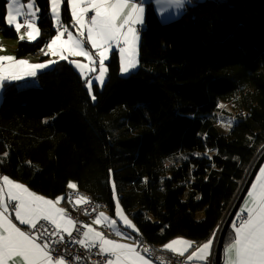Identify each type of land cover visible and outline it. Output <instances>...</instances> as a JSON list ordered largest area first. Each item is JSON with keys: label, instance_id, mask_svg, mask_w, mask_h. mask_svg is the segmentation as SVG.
<instances>
[{"label": "trees", "instance_id": "obj_1", "mask_svg": "<svg viewBox=\"0 0 264 264\" xmlns=\"http://www.w3.org/2000/svg\"><path fill=\"white\" fill-rule=\"evenodd\" d=\"M189 1L166 24L146 5L138 70L122 78L112 55L95 101L66 60L36 86L6 83L0 173L46 198L65 196L63 205L73 182L111 216L114 183L138 229L132 236L156 251L176 238L211 239L264 147V0ZM6 2L0 35L17 40V58L40 52L56 34L49 0H35L42 35L34 42L8 27ZM61 21L72 22L66 0Z\"/></svg>", "mask_w": 264, "mask_h": 264}, {"label": "snow or ice", "instance_id": "obj_2", "mask_svg": "<svg viewBox=\"0 0 264 264\" xmlns=\"http://www.w3.org/2000/svg\"><path fill=\"white\" fill-rule=\"evenodd\" d=\"M49 2L57 33L46 43L48 51L45 55L58 57L60 61L67 60L68 63L74 65L84 78L88 95L93 101L96 100L94 82L100 86L104 85L107 74L105 61L109 59L110 54L115 55L117 48L120 72L128 74L132 69L137 68L139 34L144 25L145 14L142 2H137V0H66L67 6L71 9L72 20L75 25L79 26L78 35L68 31L62 24V0H49ZM167 2L176 8H182L185 0H167ZM25 8L28 9L27 12L24 11ZM39 11L35 0H29L27 5L21 0H7L4 19L8 26L15 27L18 34L21 28L27 29L23 35L19 36L20 40H24L26 36L29 41H35L42 35L35 23L38 19L36 13ZM90 13V17L86 19ZM21 17H24L23 23L19 22ZM87 45H91V48L96 50L95 55L99 57L98 69L95 67V58ZM71 56L83 57L87 63L69 60ZM56 63H58L56 59H49L43 63H31L11 55H2L0 56V89H3L6 83L34 79L41 70L48 69ZM97 71L98 75L93 78L90 74ZM67 187L74 190L77 185L69 182ZM112 192L119 221L126 228L138 231L128 216L124 214L114 183ZM62 199L64 198L47 199L8 176L0 177V264H66L63 255H53L57 250L50 247L47 242L53 236L59 239L52 243L63 242L64 236L61 233H66L71 237L75 229L76 221L67 216L65 208L57 207ZM76 202L78 204L87 203L88 198L77 196ZM9 207L14 208L15 220L32 231L18 227L6 215ZM237 215L240 217L238 222L232 224L234 237L224 249L225 264H264V167H260L259 174L256 175L255 182L251 184L247 199L244 200ZM102 222H108L109 227H115L118 223L104 212H100L94 223L99 225ZM47 225H52L53 228L49 230ZM84 228L81 238L75 240V243L89 250L98 246L100 254H107L109 257L105 264H152L137 250L136 245L108 239L102 232L96 231L90 225H84ZM37 229L39 232H36ZM116 234L122 235L119 230ZM41 240L46 242L40 243ZM192 244L191 241L174 239L165 244L164 249L182 257L192 247ZM212 244L213 240L209 239L192 251L187 256V260H208ZM178 245L180 247H177ZM143 251L148 252L149 249L145 247Z\"/></svg>", "mask_w": 264, "mask_h": 264}, {"label": "built area", "instance_id": "obj_3", "mask_svg": "<svg viewBox=\"0 0 264 264\" xmlns=\"http://www.w3.org/2000/svg\"><path fill=\"white\" fill-rule=\"evenodd\" d=\"M77 196H84L88 198L87 203H77ZM66 204L69 216L76 221L75 229L73 230L72 236L69 237L66 233H61L64 236V241L59 243H52V241H57L59 238L53 236L47 242L50 247L56 249L53 253L55 256L63 255L66 264H105L106 260L109 258L107 254H100L99 247L89 248L82 247L80 244L75 243V240L81 238L83 231L85 230L84 225H88L94 222L96 216L100 212H108L105 209V205L98 200L94 199L90 194L82 192L78 189H69L66 194ZM11 210L14 208L10 207ZM239 216L233 219V222H238ZM44 223V222H42ZM231 224V227H232ZM49 230L53 228L52 225H47ZM96 229L102 232L105 237H115L112 230L107 225H102L101 227H96ZM28 231H32L28 229ZM39 232V229L36 230ZM36 234V233H34ZM137 249L141 253L151 257L158 264H185L187 262V257L179 256L178 254L172 252H158L151 245H146L144 242H140L139 238H135ZM40 243L46 242L45 240L39 241ZM147 247L148 252H144L143 249Z\"/></svg>", "mask_w": 264, "mask_h": 264}, {"label": "crops", "instance_id": "obj_4", "mask_svg": "<svg viewBox=\"0 0 264 264\" xmlns=\"http://www.w3.org/2000/svg\"><path fill=\"white\" fill-rule=\"evenodd\" d=\"M7 1V0H6ZM148 1H150V2H148ZM137 2H142L144 5H146V4H151L152 5V7H153V9H154V11L157 13V15H158V19L160 18L159 17V13H158V8H168L169 6H170V4L167 2V0H161V3H155V0H137ZM146 2H148V3H146ZM189 3H190V1L189 0H185V3H184V6L182 7V8H177V11H176V13L175 14H179L178 12H184L185 11V9H186V6L187 5H189ZM187 4V5H186ZM172 6H174V5H172ZM175 7V6H174ZM69 10H70V7H69ZM70 14H71V12H70ZM175 14L174 15H172V16H175ZM90 15H91V13L89 14V16L88 17H86V19H88L89 17H90ZM71 18H72V16H71ZM23 23V22H22ZM72 23H74V21L72 20ZM13 27V29L15 30V27L14 26H11V28ZM143 27H144V25H143ZM143 29V28H142ZM26 28H21V31H20V35H23L25 32H26ZM16 31V30H15ZM141 32V31H140ZM18 34V33H17ZM18 40H20L19 39V34H18ZM12 41H14V42H12ZM16 47H17V40H8V39H4L1 35H0V49H2V50H0V56H2V55H11V56H14V57H16L15 56V49H16ZM117 54V53H116ZM29 56H33V55H28V56H25V57H27V59L26 60H28L29 58ZM45 56H47V55H45V53L43 52L42 53V55H41V59H44L45 58ZM118 56V55H117ZM25 57H22V58H17V59H25ZM29 61V60H28ZM60 61V60H59ZM67 61V60H66ZM75 69V68H74ZM78 72V71H77ZM79 73V72H78ZM80 74V73H79ZM22 82H24V81H19V82H11V84H16V85H18V86H21V85H19L20 83L21 84H25V83H22ZM23 86H25V85H23ZM3 91H4V88L3 89H0V103H1V100H2V96H3ZM260 167H264V162L262 163V165L260 166ZM260 169V168H259ZM259 174V170H258V172H257V174L256 175H258ZM3 176H5V175H2V174H0V177H3ZM255 178H256V176H255ZM255 178H254V180L252 181V183L253 182H255ZM13 181H15V180H13ZM17 182V181H16ZM18 183H20V182H18ZM251 183V184H252ZM22 184V183H21ZM242 184H243V182H242ZM242 184H241V186H240V189H241V187H242ZM27 187V186H26ZM251 189V185H250V187H249V189L248 190H250ZM30 190V189H29ZM31 191V190H30ZM33 192V191H32ZM248 192V191H247ZM247 192H246V195H245V197H244V199H243V201H242V203H241V205H240V208L243 206V204H244V200L245 199H247ZM35 193V192H34ZM37 195H40V194H38V193H36ZM40 196H42V195H40ZM45 197V196H44ZM59 197H63L64 199H65V196H59ZM46 198V197H45ZM47 199H49V198H47ZM64 199H62L61 200V202L57 205V207H62V208H65L66 209V214H67V216H69V213H68V209H67V204L66 205H63V201H64ZM51 200H56V198L55 199H51ZM240 208H239V211H238V213L240 212ZM6 215H8L9 216V218L10 219H12V221L14 222V223H16L17 224V226L18 227H21L22 229H25V230H28V228H27V226H25V225H20L19 224V221H17V220H15V211L14 210H11L10 209V207H9V210H8V212L6 213ZM238 216V215H237ZM70 217V216H69ZM107 225V226H109V224L108 223H106V222H102L101 224H99V225H97V224H95L94 222H92V223H90V224H88V225H90L91 227H93L96 231H98L97 229H96V227H101L102 225ZM222 226V225H221ZM220 226V227H221ZM219 227V228H220ZM111 230H112V232L114 233V235H115V237H106V238H108V239H112V240H115V241H117V242H119V243H125V244H130V245H132V244H134V245H136V247H137V244H136V241H135V239H134V237L132 236V233L131 234H129V232H128V234H126V233H124V232H121L122 233V235H117L116 234V232L117 231H115L112 227H109ZM218 228V229H219ZM234 237V230H233V228L232 227H230V232H229V235L227 236V235H225V237H224V245H223V249H222V261H221V264H225V254H224V249H225V247H226V245L232 240V238ZM217 238H218V235H216V233H215V236H213L211 239L213 240V244H212V247H211V249H210V252H211V255H210V257H209V259L208 260H206V261H197V260H195V259H193L192 261H188L187 260V262L185 263V264H214V252H215V247H216V244H217ZM176 239H183V240H186V239H184V238H176ZM188 241V240H187ZM208 240H206V241H204V242H202V243H200V244H192V247L191 248H189L188 249V252H186L185 253V256L187 257L188 255H190L191 254V252L192 251H194L196 248H198L200 245H202L203 243H205V242H207ZM226 241V242H225ZM171 242V241H170ZM169 242V243H170ZM168 244V243H167ZM177 247H180L179 245L177 246ZM138 250V249H137ZM158 252H162V253H164V252H171V251H169V250H166V249H164V246L162 247V248H160L159 250H158ZM142 255H144L147 259H149L151 262H152V264H158V263H156L151 257H149V256H147V255H145V254H143V253H141Z\"/></svg>", "mask_w": 264, "mask_h": 264}, {"label": "rangeland", "instance_id": "obj_5", "mask_svg": "<svg viewBox=\"0 0 264 264\" xmlns=\"http://www.w3.org/2000/svg\"><path fill=\"white\" fill-rule=\"evenodd\" d=\"M21 2L22 3H24L25 5H27V3L29 2V0H21ZM148 2H150V1H148ZM148 2H146V3H148ZM50 3V2H49ZM155 3H161V0H155ZM147 5V4H146ZM146 5H144V8H145V11H146ZM187 5V4H186ZM61 7H62V3H61ZM24 11L25 12H27L28 11V9L27 8H25L24 9ZM158 13H159V20H160V22L161 23H163V24H166V23H171L172 21H174L175 19H178L179 17H180V15L183 13H181V12H178L179 14H175L176 13V11H177V8L176 7H174V6H172V5H170L168 8H158ZM70 12H71V9H70ZM156 13V12H155ZM175 14V16H172V15H174ZM36 15H37V17H38V19L35 21V23L37 24L38 23V20H39V12L38 13H36ZM156 15H157V13H156ZM50 17H51V20H52V23H53V26H54V29L56 30V33H57V28H56V25H55V22L53 21V19H52V16H51V5H50ZM157 17H158V15H157ZM23 20H24V17H21L20 18V20H19V22L20 23H22L23 22ZM144 21H145V14H144ZM63 26L65 27V28H67L68 29V31H70V32H72L74 35H78V29H79V26L78 25H75L74 23H72L71 22V25H69V26H66V25H64L63 24ZM8 27H11V26H8ZM13 28V27H12ZM85 32H86V30H85ZM56 35V34H55ZM54 35V36H55ZM140 35V34H139ZM19 36H20V33H19ZM39 38V37H38ZM37 38V39H38ZM65 39L67 38L66 37V35H65V37H64ZM36 39V40H37ZM25 41H27V42H34V41H29L28 39H27V37L25 36V39H24ZM35 40V41H36ZM51 40V39H50ZM49 40V41H50ZM12 42H14V41H12ZM87 47H88V49L91 51V53H92V55L94 56V58H95V61H96V64H95V67L98 69V67H99V57L98 56H96L95 55V49H92L91 48V45H87ZM139 47H140V40H139V43H138V55H137V59H138V66H137V68H135V69H132L131 71H130V73H128V74H122L121 72H120V58H119V51H118V48L116 49V52L115 53H117V55H118V62H119V74H120V76L122 77V78H126V77H128L130 74H132V73H135L137 70H138V68H139ZM48 51V49L46 48V45H45V47H43V51H40V52H38V53H36V54H38V55H33V56H29L28 58V60L31 62V63H43V62H46L47 60H49V59H56V60H58L59 61V58L58 57H52L51 55H47V56H45V58L44 59H41V55H42V53L44 52V53H46ZM112 56V54H110V56H109V59L107 60V61H105V66H106V68H107V63L109 62V60H110V57ZM27 59V57H25V60ZM69 60H75V61H78V62H81V63H87V61L83 58V57H78V56H71V57H69ZM55 65V64H54ZM54 65H52L50 68H48V69H44V70H41L38 74H40V73H43V72H46V71H49V70H51L52 68H53V66ZM72 65V64H71ZM73 67H74V65H72ZM75 68V67H74ZM75 70L76 71H78L79 72V70L78 69H76L75 68ZM80 73V72H79ZM93 78L95 77V75H98V71L97 72H94V73H91L90 74ZM106 78H107V74H106ZM84 79V78H83ZM85 81V80H84ZM105 82H106V80H105ZM22 83H25V84H19V85H21V86H23V85H26V86H36L37 85V82H36V78H29V79H27L26 81H24V82H22ZM105 84V83H104ZM94 85H97L100 89L104 86H100L98 83H96V82H94ZM86 89H87V87H86ZM91 98V97H90ZM93 101V100H92ZM222 109L223 110H221L222 112L223 111H225L226 113H222L221 115H220V123H221V126H222V129L224 130V131H228L229 130V128H228V126H229V124H230V122H231V113H232V111H231V109L228 107V105H223V107H222ZM1 174V173H0ZM16 182V181H15ZM114 202H115V204H116V201L114 200ZM121 208H122V206H121ZM123 209V208H122ZM123 211H124V214L125 215H127L128 216V218L132 221V223L134 224V222H133V220H132V218H131V216L128 214V213H126L125 212V210L123 209ZM107 216H109L111 219H115V220H117L118 221V223L115 225V227H112L115 231H117V230H119V231H121V232H124V233H126V234H128V232H129V234H130V232L131 233H137V231H133L132 229H129V228H126L125 226H124V224L122 223V222H120L119 221V217L116 215V212H115V209H114V216H111L110 214H109V212H104ZM149 218H151L150 216H148ZM106 223H108V222H106ZM135 225V224H134ZM136 226V225H135ZM137 229V228H136ZM117 233V232H116Z\"/></svg>", "mask_w": 264, "mask_h": 264}, {"label": "water", "instance_id": "obj_6", "mask_svg": "<svg viewBox=\"0 0 264 264\" xmlns=\"http://www.w3.org/2000/svg\"><path fill=\"white\" fill-rule=\"evenodd\" d=\"M263 162H264V147L259 151L254 162L249 167L246 178L243 181L242 187L239 190L238 195L236 196L234 202L231 204L230 208L228 209L225 219L222 223V226L216 232L218 238L214 252V264H221L224 237L227 231L230 229L232 221L236 217L239 211L240 205L246 195V192L248 191L252 181L254 180Z\"/></svg>", "mask_w": 264, "mask_h": 264}, {"label": "bare ground", "instance_id": "obj_7", "mask_svg": "<svg viewBox=\"0 0 264 264\" xmlns=\"http://www.w3.org/2000/svg\"><path fill=\"white\" fill-rule=\"evenodd\" d=\"M39 54V53H38ZM38 54H36V55H38ZM105 209L108 211V208H107V206L105 205ZM139 240H140V242H144V243H146V245H149L147 242H145V241H142L140 238H139ZM153 248V247H152Z\"/></svg>", "mask_w": 264, "mask_h": 264}]
</instances>
